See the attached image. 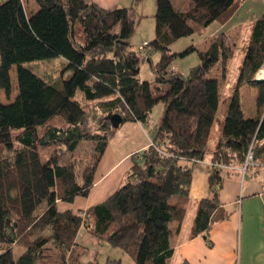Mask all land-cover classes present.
I'll use <instances>...</instances> for the list:
<instances>
[{"label":"trees","instance_id":"1","mask_svg":"<svg viewBox=\"0 0 264 264\" xmlns=\"http://www.w3.org/2000/svg\"><path fill=\"white\" fill-rule=\"evenodd\" d=\"M154 1V36L143 53L130 42L141 18L132 7L34 0L38 9L29 13L24 0H0V92L10 94L13 66L18 87L12 102L0 100V264H98L96 258H82L87 248L77 242L81 228L135 264H169L170 226L178 233L189 202L192 169L184 161L210 155L212 197L198 200L191 228L192 236L205 237L227 217L218 199L224 178L243 165L249 150L255 168L264 166V79H255L264 65V0L213 148L219 90L233 51L221 32L205 50L189 45L171 52L170 46L195 32L190 22L223 24L245 0H191L193 7L185 11L171 0ZM193 52L199 62L186 77L169 69L174 58ZM152 53L158 54L156 61ZM55 57L65 60L57 86L25 66ZM146 60L152 82L138 77ZM215 65L219 76L211 75ZM243 84L256 88L253 117L241 102ZM160 101L164 109L154 137L140 155H131L116 190L84 211H59L57 201L88 195L118 128L108 115L145 122ZM88 108L100 115L91 128L85 126ZM16 247L23 249L17 257Z\"/></svg>","mask_w":264,"mask_h":264},{"label":"crops","instance_id":"2","mask_svg":"<svg viewBox=\"0 0 264 264\" xmlns=\"http://www.w3.org/2000/svg\"><path fill=\"white\" fill-rule=\"evenodd\" d=\"M85 1L96 3L108 10L120 7H132L141 17L145 16L144 13H146V10H144L145 0ZM148 1L150 5V0ZM26 5L29 13H33L38 9L34 0H26ZM154 11L155 10H152V13ZM232 16L225 23L230 21ZM252 19L253 16L247 18V21L252 24ZM234 29L236 30V27ZM152 31V36H154V25L152 26ZM232 31L233 29L221 33H224L227 37V44L229 38L232 40L231 45L228 46L232 49L234 56V49L237 47L239 36L235 35V37H230ZM247 38L248 36L246 35L245 43ZM146 42L147 40H145L142 45L144 46ZM245 43L243 47H245ZM62 62H65V60L62 59ZM146 62L148 63L147 60ZM229 69L230 66H228V70ZM140 72L141 68L139 75ZM68 74L70 73L66 71L63 73V77H67ZM259 76L264 79V72L261 71ZM150 77H152L151 80H153L154 75L152 71ZM234 77L229 78L227 72L224 88L230 89V91L232 90ZM255 77L258 76L256 75ZM139 79L142 80L140 77ZM147 80L151 81L150 78H147ZM226 93H228V97L225 102V107L227 106L230 96V92ZM158 103L155 104L153 108L157 106ZM163 109L164 105L162 112ZM256 111L257 109L254 106L246 115L253 117ZM223 115H219V120H217L216 129L218 131L221 120L224 117ZM148 120L145 122L126 121L119 124L116 132L123 128V139L131 140L137 138L136 131H138L139 128L141 133L146 135L148 141L136 145L132 142L133 145L128 150H124V152L121 153L118 147L114 146V143H112L116 137L115 133L98 162L94 172L93 185L88 195L76 196L72 202L57 201V208L59 211H84L88 207L102 202L116 190L121 183L123 175L132 165L131 155L133 153L140 155L141 151L151 143L154 137L156 128L150 130L151 134L149 136V130L147 133V129L142 127ZM216 139L217 137L211 136L210 142H212V145L210 147L214 146ZM184 163L192 169L189 202L183 223L178 233L173 234V224L170 226L171 233L169 241L174 252L169 264H183L184 262H186V264H264V166L256 167L253 172H251L250 169L244 176H241L237 170H234L224 178L218 192V199L221 204V209L226 213L227 217L215 222L205 237L201 234L192 236L191 228L198 200L212 197V192L208 184V176L211 170L210 155H207L200 161L191 162L185 160ZM109 250L111 249H108L107 252ZM119 250L120 249L114 248L113 256H107L105 264H135L130 257H127V254ZM111 260H118V263H111Z\"/></svg>","mask_w":264,"mask_h":264},{"label":"rangeland","instance_id":"3","mask_svg":"<svg viewBox=\"0 0 264 264\" xmlns=\"http://www.w3.org/2000/svg\"><path fill=\"white\" fill-rule=\"evenodd\" d=\"M24 2L26 5V0H24ZM171 3L174 6V8L181 9L183 11L188 10L191 6L193 7L194 5L191 0H171ZM144 8H145L144 10H146L145 11L146 13H144L145 16L141 17V19L137 23L135 32L130 39L133 49L140 50L143 53L147 51V49L142 45L143 42L145 40L148 41L153 38L152 26L154 25V18H153L154 12L152 13V10H155V1L150 0V5H149V1L145 0ZM262 10H263L262 0L261 1L245 0L238 7L237 11L232 16L230 21H228L224 25L218 22H213L207 27H199L198 25H195L192 22H190L191 25L195 26V29H196L195 32L192 35L182 37L178 39L175 43H173L170 46L171 52L181 51L189 45H193L200 50H205L209 46V43L216 38L218 33L226 32V31L233 29V31L230 34L231 35L230 37H235V35H238L239 38H238L237 47H235L234 49L235 55L228 61V66H230V69L227 72H228L229 78H233L235 76L234 81H233L235 83L236 78L238 76V66L241 63V58L244 53L243 44L245 43L246 35L248 36V33L250 32L249 31L250 26L252 25L249 21H247V18L253 16L252 20H254V17L256 18V16H258L262 12ZM136 14L138 17H140L137 11H136ZM235 27H236V30L234 29ZM231 43H232V40L229 38L227 45L230 46ZM152 59L156 61L158 59V54L152 53ZM198 62H199L198 55L196 52H193L184 57L174 58V60L171 62L169 66V69L171 70L173 69L174 71L181 74L183 77H186L188 74L189 68L196 65ZM25 66L29 68L30 70H32L39 77L46 80L47 83L53 86H57L62 76L61 73H62V68L64 66V62H62L61 57H55V58H50V59L27 62L25 63ZM260 70L264 72V65L262 66ZM150 74H151V70L148 66V63L145 61L141 67V72H140L139 77L142 80H147V78H150L151 80L152 77H150ZM215 74L219 76L217 65H215L211 69V75H215ZM259 74L260 73L257 71L256 75L258 76ZM10 82H11L10 94L8 96H5L2 91L0 92V100L3 103L12 102L18 93L15 66H13L10 70ZM219 92H220L221 97L219 100L217 118L212 128V133H211L212 137H217L219 135L220 131L216 129L217 120H219V115L222 116L226 109L225 102L228 97L227 96L228 93L226 92H230L229 94H231L232 90L230 91V89H226L222 85L220 87ZM239 93H240L241 102L244 106L245 113L248 114L249 111L255 106L256 88L254 86L243 84L239 87ZM163 105L164 103L160 101L158 105L153 108L152 114L149 120L147 121V123L143 124L142 126L143 128L147 129V133L149 130L150 132L148 133L149 136L151 134L150 130H154L160 121ZM88 110H89V115H88V119L85 122V126L91 128V127H94L96 121L100 119V115H98L96 111L90 108H88ZM123 133H124L123 128L118 130L116 132V137L114 138L112 142L114 143V146L118 147L121 153L124 152V150H128L133 144L136 145V144H141L142 142L148 141L146 135L141 133L139 128H138V131H136L137 138H134L131 140L123 139L124 138V135H122ZM211 145H212V142H210L209 146ZM77 242L87 248L83 253V257H82L83 260L88 261V260L93 259L96 256L95 258L97 259L98 264H105V259L107 258V256H113L114 248H112L110 245L106 243L99 242L96 236L86 232L82 228L79 230V233L77 236ZM101 245H104V246H101ZM108 249H111V250L107 252ZM22 250H23L22 248L16 247L14 250L15 252L14 256L17 257L22 252ZM46 254L51 255L49 258H52L53 256L51 251L50 252L48 251Z\"/></svg>","mask_w":264,"mask_h":264},{"label":"built area","instance_id":"4","mask_svg":"<svg viewBox=\"0 0 264 264\" xmlns=\"http://www.w3.org/2000/svg\"><path fill=\"white\" fill-rule=\"evenodd\" d=\"M144 45H146V43H144ZM159 148V147H158ZM229 169H234L233 167H229ZM237 171L240 173L241 176H244L247 171L253 172L255 169V164L252 160V152L249 150L246 157H245V161L243 163L242 166L240 167H236ZM255 173V172H254Z\"/></svg>","mask_w":264,"mask_h":264},{"label":"water","instance_id":"5","mask_svg":"<svg viewBox=\"0 0 264 264\" xmlns=\"http://www.w3.org/2000/svg\"><path fill=\"white\" fill-rule=\"evenodd\" d=\"M256 80H261L262 78L255 77ZM108 118L110 119L112 126L114 128L118 127L122 122V117L118 113L109 114Z\"/></svg>","mask_w":264,"mask_h":264},{"label":"bare ground","instance_id":"6","mask_svg":"<svg viewBox=\"0 0 264 264\" xmlns=\"http://www.w3.org/2000/svg\"><path fill=\"white\" fill-rule=\"evenodd\" d=\"M261 71H262V70H259L258 72L260 73ZM258 77H260V78H261V76H259V75H258Z\"/></svg>","mask_w":264,"mask_h":264}]
</instances>
